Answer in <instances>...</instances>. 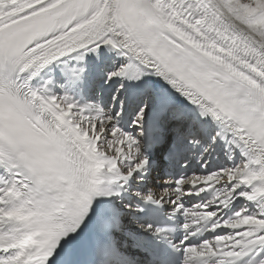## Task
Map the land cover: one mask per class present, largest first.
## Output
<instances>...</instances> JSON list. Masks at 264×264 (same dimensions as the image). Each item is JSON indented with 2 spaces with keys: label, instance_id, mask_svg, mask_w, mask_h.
Instances as JSON below:
<instances>
[{
  "label": "snow or ice",
  "instance_id": "6c2138e0",
  "mask_svg": "<svg viewBox=\"0 0 264 264\" xmlns=\"http://www.w3.org/2000/svg\"><path fill=\"white\" fill-rule=\"evenodd\" d=\"M0 264H264V0H0Z\"/></svg>",
  "mask_w": 264,
  "mask_h": 264
}]
</instances>
